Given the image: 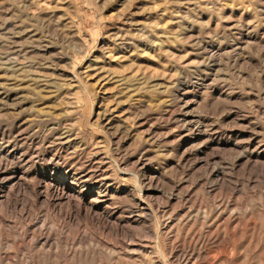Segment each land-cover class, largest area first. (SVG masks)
I'll list each match as a JSON object with an SVG mask.
<instances>
[{
    "label": "rangeland",
    "instance_id": "374dc122",
    "mask_svg": "<svg viewBox=\"0 0 264 264\" xmlns=\"http://www.w3.org/2000/svg\"><path fill=\"white\" fill-rule=\"evenodd\" d=\"M0 264H264V0H0Z\"/></svg>",
    "mask_w": 264,
    "mask_h": 264
}]
</instances>
